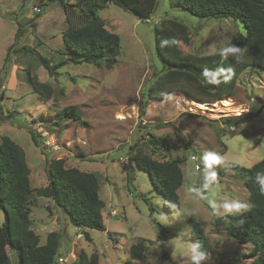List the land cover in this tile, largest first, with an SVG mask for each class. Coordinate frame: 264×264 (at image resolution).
Instances as JSON below:
<instances>
[{"label":"rangeland","instance_id":"1","mask_svg":"<svg viewBox=\"0 0 264 264\" xmlns=\"http://www.w3.org/2000/svg\"><path fill=\"white\" fill-rule=\"evenodd\" d=\"M172 1L157 0L148 20L107 1L98 15L120 35L116 64L107 69L69 62L49 70L40 56L52 66L66 58L69 48L63 31L82 22L79 7L87 8V2L65 0L67 12L61 0H0V143L8 135L26 152L33 188L32 228L41 243L50 231L60 234L59 256L64 259L57 264H78L81 254L89 260L96 255L97 264H128L129 247L139 240L147 241L148 249L132 264H190L181 255L193 243L190 218L204 226L213 244L204 264H249L253 258V244L216 230L214 217L228 213L225 203L245 205L238 212L249 206L244 179L230 164L251 167L264 158V70L247 68L231 96L201 102L206 108L176 92L148 99L142 113L146 89L163 68L155 48V26L163 18L187 26L188 39L180 44L184 53H215L237 32L246 34L240 20L197 16L172 6ZM28 69L47 85L41 93L28 81ZM71 105L79 113L76 120L67 114L61 117ZM246 113L242 120L225 122L228 116ZM31 130L40 147L33 142ZM152 134L165 138L168 148L152 147ZM137 151L160 159L185 155L180 210L165 207L150 175L132 160ZM208 153L220 156L221 162L206 167L203 157ZM193 154L196 161L191 159ZM59 158L67 167L98 176L105 231L88 229L87 236L52 198L37 195L36 189L49 183L48 164ZM190 189H199V194ZM8 252L11 264H19L15 251L9 247Z\"/></svg>","mask_w":264,"mask_h":264},{"label":"trees","instance_id":"2","mask_svg":"<svg viewBox=\"0 0 264 264\" xmlns=\"http://www.w3.org/2000/svg\"><path fill=\"white\" fill-rule=\"evenodd\" d=\"M85 1L87 8L79 7L82 22L78 25L69 24L63 31V40L69 48L66 58L52 66L47 57L40 56L42 64L49 70L69 62H89L111 69L118 61L121 39L118 33L107 28L105 21L98 15V9L103 8L108 1L146 20L153 14L157 5V0ZM61 3L68 12L65 0H61ZM172 6L182 7L205 18L240 20L244 24L246 34L237 32L215 53H184L180 44L188 39L187 26L176 19L163 18L155 26V48L163 68L146 89L142 113L148 99H162L169 93L181 92L203 103L222 100L233 94L238 77L244 70L249 67L264 70V0H174ZM67 21L70 22L68 16ZM17 37L18 34L16 39ZM163 39L170 41L168 46L161 47ZM229 46L238 47L240 53L229 54L225 58L221 52ZM7 58L8 55L5 61H8ZM205 70L209 73L207 78L204 75ZM213 76L221 82L208 83V79ZM27 78L35 91L41 93L47 88V85L40 82L36 75H32L29 69ZM248 113L228 116L225 122L242 120ZM62 114L70 115L73 120L80 117L74 105L64 108L61 117ZM30 133L35 145L40 147L42 144L36 132L31 130ZM149 142L155 148L161 145L168 148L163 137L152 134ZM131 158L150 175L152 184L163 195L165 207L170 211L180 210L178 190L184 182L182 163L186 159L185 155L160 159L153 153L137 151ZM230 167L244 179L249 191V206L241 212L233 210L222 217L215 215L214 227L216 230L227 231L244 243L253 244V250L250 252L253 258L249 264H264V194L260 192L256 180L258 174L264 176V158L251 167L236 163H231ZM30 173L23 147L10 136L4 135L0 143V212H3V220L0 221V264H11L9 247L15 251L19 264H57L59 258H62L59 256L60 234L50 231L45 242L41 243V237L32 228L29 204L33 188ZM48 176L49 183L37 188V195L52 198L70 223L85 231L87 236L88 229L106 230L102 213L105 201L100 196L101 185L95 173L67 167L65 160L59 158L50 162ZM145 199L153 211V204L148 198ZM189 222L193 243L201 242L210 255L213 244L204 226L193 218H190ZM147 249L148 242L145 240L133 243L129 247L130 258L127 263L132 264L133 259L143 258ZM84 261L85 264H97L96 255L89 260L81 254L78 264H84Z\"/></svg>","mask_w":264,"mask_h":264},{"label":"clouds","instance_id":"3","mask_svg":"<svg viewBox=\"0 0 264 264\" xmlns=\"http://www.w3.org/2000/svg\"><path fill=\"white\" fill-rule=\"evenodd\" d=\"M148 19L149 18H147L146 20H148ZM169 43H170L169 40L163 39V40H161V47L168 46ZM239 53H240V49L238 47L229 46V47H226L222 50L221 55H223L226 58L229 54H239ZM221 72H223V70H221ZM204 75L206 78L208 77V75H209L208 70H205ZM227 78L228 77H225V79H227ZM207 82L210 84H219L221 81L219 79H217L215 76H213L211 79H208ZM204 103H207V102H204ZM232 127H234V126H230L231 129H232ZM234 129H236V128L234 127ZM203 159H204L206 167H210L212 163L218 164L221 162V157L214 154V153L206 154L203 157ZM214 175L215 174L213 173V176ZM256 180L260 186V192L262 194H264V176H261L258 174L256 177ZM204 187H208V184L205 183ZM190 191H193V192H196L197 194H199L200 190L199 189H190ZM223 207L226 211L230 212L233 210H240L241 208L245 207V205L240 204V203H225L223 205ZM181 255H184L185 258H187L189 260L190 264H204L205 261L210 259L208 252L204 249V246L201 242L191 243V245L189 247H187V249L184 250L181 253ZM176 258L177 257L172 256L173 260H175Z\"/></svg>","mask_w":264,"mask_h":264},{"label":"built area","instance_id":"4","mask_svg":"<svg viewBox=\"0 0 264 264\" xmlns=\"http://www.w3.org/2000/svg\"><path fill=\"white\" fill-rule=\"evenodd\" d=\"M232 129H234V127H232ZM191 158H192V160H195V161L198 159V158H197V156H195V155H193ZM59 260H61V261H62V260H63V258H59Z\"/></svg>","mask_w":264,"mask_h":264},{"label":"bare ground","instance_id":"5","mask_svg":"<svg viewBox=\"0 0 264 264\" xmlns=\"http://www.w3.org/2000/svg\"><path fill=\"white\" fill-rule=\"evenodd\" d=\"M230 102H227V104H229ZM231 104V103H230ZM197 106H201V107H204L206 108V105L205 104H202V103H197ZM210 109V108H209ZM222 112V111H221Z\"/></svg>","mask_w":264,"mask_h":264},{"label":"water","instance_id":"6","mask_svg":"<svg viewBox=\"0 0 264 264\" xmlns=\"http://www.w3.org/2000/svg\"><path fill=\"white\" fill-rule=\"evenodd\" d=\"M47 171H48V173L50 172V163L48 164Z\"/></svg>","mask_w":264,"mask_h":264}]
</instances>
